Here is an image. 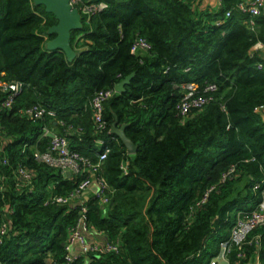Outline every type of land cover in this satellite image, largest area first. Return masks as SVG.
I'll use <instances>...</instances> for the list:
<instances>
[{
	"label": "trees",
	"instance_id": "obj_1",
	"mask_svg": "<svg viewBox=\"0 0 264 264\" xmlns=\"http://www.w3.org/2000/svg\"><path fill=\"white\" fill-rule=\"evenodd\" d=\"M241 1L222 0L211 12L196 0H77L84 29L72 33L78 56L70 62L45 47L57 19L44 6L0 0V79L25 84L10 107L0 89V264H65L82 221L119 247L81 253L72 264H210L220 254L239 213L262 200L255 186L264 187V57L254 49L264 41V12L252 24ZM92 4L106 7L83 12ZM138 38L151 48L133 53ZM192 82L218 89L183 115L178 105ZM102 90L112 96L100 129L93 100ZM38 104L56 115L30 117L26 110ZM115 114L129 124L135 154L110 133ZM45 129L67 137L97 172L89 166L67 176L38 161L35 153L52 144ZM101 139L110 149L104 159ZM21 167L32 172L29 180ZM88 177L106 181L107 203L82 194L52 201ZM226 259L264 264V224Z\"/></svg>",
	"mask_w": 264,
	"mask_h": 264
},
{
	"label": "built area",
	"instance_id": "obj_2",
	"mask_svg": "<svg viewBox=\"0 0 264 264\" xmlns=\"http://www.w3.org/2000/svg\"><path fill=\"white\" fill-rule=\"evenodd\" d=\"M77 0H72L73 5ZM222 5V0H219ZM106 7L105 4H92L84 5L82 7L83 12L102 10ZM237 8L241 10L244 14L251 16V23H254L255 17L259 16L264 9V0H242L237 5ZM232 11L227 12V17H230ZM151 44L144 38H138L133 45L132 52L137 53L139 50H149ZM255 49H264V41L259 42L254 47ZM259 69H264V64H258ZM25 84L24 82H7L0 79V89L1 91H6L7 97L4 99L3 105L6 107L12 106L15 98L22 92ZM186 93L182 98L178 108L183 115H186L194 108H201L213 99L214 92L217 91L218 86L215 83L208 84L204 86L201 90V86L196 83H188L185 87ZM112 96V90H102L99 91L94 100L93 105L96 110V122L98 128L104 127V122L102 118L104 110V102ZM26 113L34 119L43 118L45 115L55 116L56 111L53 109H48L41 104L35 105L32 108L26 110ZM46 134L51 133L49 129H45ZM101 146V147H100ZM104 151L101 153L100 158L104 159L109 153L110 149L104 140H99V148H103ZM35 157L38 161L47 163L51 167L58 168L62 170L64 174L67 175L69 172L71 175L80 174L85 172L90 166L93 172H97L98 165H92L87 159L80 154V152L70 148L69 141L67 137L56 135L52 138V144L50 149L46 153L36 152ZM234 169H231L233 172ZM18 174L22 180H29L32 177V172L26 168H19ZM95 179V180H94ZM93 186H98L99 191L96 192V196L101 199L102 203H107L108 198L106 197V190L108 189L107 183L103 178L88 177L84 179L69 196H55L52 201L68 204L78 195L84 194L87 190H90ZM94 188V187H93ZM255 189H261L262 200L259 202L258 206L247 212H240L236 224L234 225L230 239L221 242V252L219 254L220 259L211 264H221L222 260L226 259V253L229 251L233 244H242L248 234L254 229L264 224V187L263 183L257 184ZM83 212L87 209L83 208ZM86 223L82 221L76 228L73 229L69 242L66 245V261L65 264H72L76 259L79 258L81 253L87 254L89 252H110L118 250L119 245L109 242L107 239L102 242L90 243L88 241V234L91 232ZM5 232V229L3 230ZM79 245V251L73 252L74 246ZM222 257V258H221Z\"/></svg>",
	"mask_w": 264,
	"mask_h": 264
},
{
	"label": "water",
	"instance_id": "obj_3",
	"mask_svg": "<svg viewBox=\"0 0 264 264\" xmlns=\"http://www.w3.org/2000/svg\"><path fill=\"white\" fill-rule=\"evenodd\" d=\"M34 5L44 6L45 11L53 14L57 19V23L50 26L47 30V34L54 35V37L46 41V49L52 52H64L70 62L74 61L78 56V52L72 45V33L84 29V22L79 8L73 5L72 0H34ZM133 77L134 74H131L122 79L116 85V91L120 94L124 93L126 86ZM114 116L115 120L110 133L116 135L124 143L129 154H135L138 146L126 133V128L129 124H119L118 116L116 114ZM49 136L53 138L55 134L51 132ZM70 175L68 172L67 176ZM93 189L95 192L99 191L98 186H94ZM227 263V260H222L221 262V264Z\"/></svg>",
	"mask_w": 264,
	"mask_h": 264
},
{
	"label": "crops",
	"instance_id": "obj_4",
	"mask_svg": "<svg viewBox=\"0 0 264 264\" xmlns=\"http://www.w3.org/2000/svg\"><path fill=\"white\" fill-rule=\"evenodd\" d=\"M196 4H197V6L199 7L200 10H209L211 12L212 11L216 12L221 7V3L219 2V0H196ZM263 12H264V9H263ZM255 50L259 51V53H261V56L264 57V49H262V50L255 49ZM259 111L262 112V114L264 116V107L259 109ZM93 187L90 190H87L86 192H84V194H82V196L85 199H88V198H90L92 196H96V192L94 191ZM105 240H106V237L103 234L94 233L93 231H91L88 234V241L90 243L100 242V244H101ZM79 248H80L79 245H75L74 249H73V252L79 251Z\"/></svg>",
	"mask_w": 264,
	"mask_h": 264
},
{
	"label": "rangeland",
	"instance_id": "obj_5",
	"mask_svg": "<svg viewBox=\"0 0 264 264\" xmlns=\"http://www.w3.org/2000/svg\"><path fill=\"white\" fill-rule=\"evenodd\" d=\"M99 243H100V242H99ZM221 258H222V257H221ZM218 259H220L219 255H218L217 257H214L213 259H211L210 264H211L212 262L217 261Z\"/></svg>",
	"mask_w": 264,
	"mask_h": 264
}]
</instances>
